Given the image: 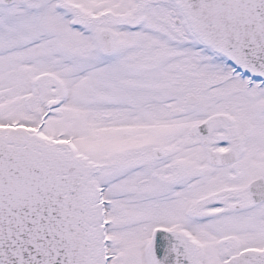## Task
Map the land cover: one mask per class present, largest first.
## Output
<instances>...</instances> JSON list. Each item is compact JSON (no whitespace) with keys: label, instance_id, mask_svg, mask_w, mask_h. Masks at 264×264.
Instances as JSON below:
<instances>
[{"label":"snow or ice","instance_id":"1","mask_svg":"<svg viewBox=\"0 0 264 264\" xmlns=\"http://www.w3.org/2000/svg\"><path fill=\"white\" fill-rule=\"evenodd\" d=\"M0 264H264V0H0Z\"/></svg>","mask_w":264,"mask_h":264}]
</instances>
